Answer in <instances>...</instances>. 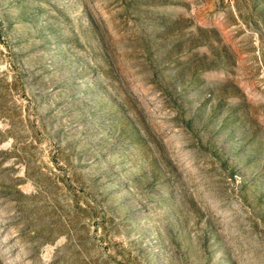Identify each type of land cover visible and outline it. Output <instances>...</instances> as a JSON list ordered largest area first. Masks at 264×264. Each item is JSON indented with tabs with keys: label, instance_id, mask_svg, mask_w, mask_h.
Returning <instances> with one entry per match:
<instances>
[{
	"label": "rangeland",
	"instance_id": "rangeland-1",
	"mask_svg": "<svg viewBox=\"0 0 264 264\" xmlns=\"http://www.w3.org/2000/svg\"><path fill=\"white\" fill-rule=\"evenodd\" d=\"M0 264H264V0H0Z\"/></svg>",
	"mask_w": 264,
	"mask_h": 264
}]
</instances>
